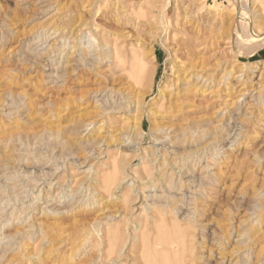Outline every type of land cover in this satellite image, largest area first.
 I'll use <instances>...</instances> for the list:
<instances>
[{
    "label": "rangeland",
    "instance_id": "1",
    "mask_svg": "<svg viewBox=\"0 0 264 264\" xmlns=\"http://www.w3.org/2000/svg\"><path fill=\"white\" fill-rule=\"evenodd\" d=\"M263 35L264 0H0V264H264Z\"/></svg>",
    "mask_w": 264,
    "mask_h": 264
},
{
    "label": "bare ground",
    "instance_id": "2",
    "mask_svg": "<svg viewBox=\"0 0 264 264\" xmlns=\"http://www.w3.org/2000/svg\"><path fill=\"white\" fill-rule=\"evenodd\" d=\"M244 4V3H243ZM242 4V5H243ZM241 5V6H242ZM244 6V5H243ZM243 8L241 7L240 8V10H238V17L237 18H240L241 20L240 21H242V24L244 23V27H247V26H252V24H251V22H250V20L247 18L248 16H246L245 15V13L243 12V10H242ZM244 10H246V9H244ZM247 12V11H246ZM247 14V13H246ZM238 22H239V20H237ZM240 23V22H239ZM241 25V24H240ZM242 27V26H241ZM242 29V28H241ZM245 29V28H244ZM248 29V28H247ZM247 29H245L243 32H245ZM54 30L56 31L57 30V28H54ZM239 32V31H238ZM242 32V33H243ZM250 32H251V29H250ZM47 33V32H46ZM85 33H87V32H85ZM89 33V32H88ZM240 33H241V31H240ZM48 34V33H47ZM90 34V33H89ZM245 34V33H244ZM246 34H248L249 35V32L247 31L246 32ZM84 35V34H83ZM240 35V34H239ZM248 35H247V37H248ZM253 34L251 33L250 34V37L252 36ZM119 36V35H118ZM241 36V35H240ZM264 36V35H263ZM82 37V36H81ZM107 37V36H106ZM120 37V36H119ZM253 37V36H252ZM261 37V36H260ZM84 38V37H83ZM256 38V37H255ZM255 38H253V39H255ZM107 39V38H106ZM244 40H246L245 39V37L243 38ZM250 39V38H249ZM252 39V38H251ZM250 39V40H251ZM109 40V39H108ZM260 40V39H259ZM263 39H261V41H262ZM111 41H112V37H111ZM110 40H109V42H111ZM247 41V40H246ZM249 41V40H248ZM247 41V42H248ZM251 41H253V40H251ZM68 42V41H67ZM102 42V45L104 46V42L103 41H101ZM106 42V41H105ZM257 42H258V40H257ZM256 43V42H255ZM254 43V44H255ZM99 44V43H98ZM110 44H113L112 42L110 43ZM109 44V45H110ZM245 44V43H244ZM101 45V44H100ZM246 45V44H245ZM263 45V44H262ZM99 46V45H98ZM252 46H253V44H252ZM255 46H256V44H255ZM110 47V46H109ZM108 47V48H109ZM113 49H110V51L111 50H113L114 52L113 53H110V52H107V58L108 59H112L113 61H115V59H116V63H117V67L119 68V70L122 72V73H132V74H134V75H136V77L138 78V77H140L141 75L143 76V75H145V74H147L146 72H147V63L145 62V60H144V58L142 59V57L139 59V61H138V63H136V64H134V63H131V62H129V55H128V52L127 53H124V52H122V50L119 48V44H114L113 46ZM246 48H247V46H246ZM64 49V48H63ZM100 49V51H98L99 52V55H98V58L99 59H102V56H105L104 54H105V52H106V50H105V52H104V49H103V47L101 46V48H99ZM71 50V49H70ZM131 50V49H130ZM65 51V50H64ZM124 51V50H123ZM133 51V53H134V57H133V59L135 60H137L138 59V57L140 56V54L136 51V50H132ZM71 52V51H70ZM68 53H69V51H68ZM72 53V52H71ZM132 53V54H133ZM70 54V53H69ZM105 56V57H106ZM129 56V57H128ZM104 60H106V58L104 59ZM111 60V61H112ZM112 61V62H113ZM133 61V60H132ZM111 63V62H110ZM111 66V65H110ZM109 72V71H108ZM185 72V71H184ZM120 76H123V75H121V74H119ZM109 76V75H108ZM205 75H200L199 73L198 74H194L193 75V80L195 81V79H199V78H201V80H202V78L204 77ZM209 76V75H208ZM208 76L206 77V80L208 81L210 78H208ZM116 77V76H115ZM118 77V76H117ZM191 77L192 76H185L184 78H183V80L185 81V83H183L184 85H187V83H188V85H187V87H189V82H190V80L189 79H191ZM111 78V77H110ZM113 78H114V76H113ZM113 78H112V80H113ZM121 78V79H120ZM115 79H117V78H115ZM124 80V77L122 78V77H118V80ZM139 79V78H138ZM119 80V81H120ZM187 80H189V82H186ZM117 81V80H116ZM178 81H179V78H176L175 80H174V85L176 86L177 85V83H178ZM193 81V82H194ZM205 81V80H204ZM115 82V81H114ZM182 85V84H181ZM194 85V84H193ZM186 86L184 87V88H187ZM182 88H183V86H182ZM188 89V88H187ZM189 89H191V88H189ZM182 90H186V89H181L180 88V91L179 92H181ZM179 92H177V94L179 93ZM184 93V92H183ZM187 93V92H186ZM176 94V95H177ZM188 94V93H187ZM261 94V93H260ZM176 97V96H175ZM177 97H179V96H177ZM176 97V98H177ZM183 97V96H182ZM185 97V96H184ZM186 97H188V96H186ZM174 98V97H173ZM182 99H184V98H182ZM169 100V99H168ZM174 101H175V99H174ZM181 101V100H180ZM183 101H186V100H183ZM183 101H181V102H183ZM167 102V101H166ZM169 102V101H168ZM179 103L180 104V102H178V99H177V101H175V105H177L178 107L180 106L179 104H177V103ZM187 103V102H186ZM168 104V103H167ZM184 104V103H183ZM169 105V104H168ZM168 107V106H167ZM172 109V108H171ZM176 109V108H175ZM178 109V108H177ZM176 109V110H177ZM180 109V108H179ZM168 111H169V108L167 109ZM168 111H166V113L168 112ZM173 111V110H172ZM179 111H181V110H179ZM175 113V112H174ZM179 113V112H178ZM165 114V113H164ZM168 114H171V113H169L168 112ZM166 115V114H165ZM176 116H177V113L175 114ZM175 116V117H176ZM171 118V120H172V117H170ZM174 118V117H173ZM95 121V120H94ZM170 121V120H169ZM173 122V121H172ZM172 122H170L171 124H172ZM90 123L91 124H93V121H90ZM103 123V122H102ZM175 123V122H174ZM171 126H173V125H171ZM171 126H169V127H171ZM175 126V125H174ZM176 126H177V124H176ZM179 127L180 126H178V129L177 130H179ZM175 128V127H174ZM170 129V128H169ZM181 129H182V127H181ZM178 132V131H177ZM180 134V133H179ZM156 139V138H155ZM155 141V140H154ZM158 141V140H157ZM155 143V142H154ZM166 151V150H165ZM159 152V151H158ZM161 152V151H160ZM164 152V151H163ZM163 154V153H162ZM161 157H163L162 155H161ZM156 160V159H155ZM163 163H164V160H163ZM163 163H160V164H163ZM169 163H171V162H169ZM175 169H176V167H175ZM174 171V170H173ZM114 178V177H113ZM161 180V179H160ZM121 181V180H120ZM157 181V180H156ZM162 181H164V180H162ZM114 182V181H113ZM112 182V183H113ZM116 182V181H115ZM118 182V181H117ZM120 183V182H119ZM165 183V182H164ZM117 184V183H116ZM107 185V184H106ZM112 185V184H111ZM117 185H120V184H117ZM156 185V183L154 184V182H153V186L152 187H157V186H155ZM158 185V184H157ZM163 185V184H162ZM165 185V184H164ZM115 186V185H114ZM113 186V187H114ZM155 188H153L154 190H156ZM110 189H112V187L110 188ZM110 189H108V190H110ZM158 189H159V187H158ZM162 189V188H161ZM166 189V188H165ZM164 189V190H165ZM163 190V189H162ZM111 191V190H110ZM114 191V190H113ZM160 191V190H159ZM154 194V196H157L156 195V193L157 192H153ZM157 194H159V193H157ZM160 195V194H159ZM111 196V195H110ZM154 198V197H153ZM148 206V205H147ZM156 211H158V210H156ZM256 221H257V219H256ZM258 222V221H257ZM56 223V222H55ZM59 223V222H58ZM54 224V223H53ZM49 226V225H48ZM47 228V227H46ZM55 228H57V227H55ZM54 228V229H55ZM145 230V229H144ZM57 231V230H56ZM108 233V232H107ZM183 234V233H182ZM58 235V234H57ZM69 235V234H68ZM180 235V234H179ZM61 236V235H60ZM67 236V235H66ZM73 236V235H72ZM171 236V235H170ZM68 237V236H67ZM66 237V238H67ZM167 238H169L168 237V234H167V236H166ZM174 237V236H173ZM183 237V236H182ZM76 238H78V237H76ZM80 238V237H79ZM166 238V239H167ZM71 239V241L73 240L72 239V237L70 238ZM107 239H109V238H107ZM176 239V238H175ZM183 239V238H182ZM62 240H64V239H62ZM161 240V239H160ZM164 240V239H163ZM162 240V241H163ZM171 240V239H170ZM173 240V239H172ZM181 240V239H180ZM1 241V240H0ZM65 241H67V239L65 240ZM165 241V240H164ZM168 241H169V239H168ZM167 241V243H168V245H169V247H170V250L172 251V246H171V244H173V243H171V242H168ZM68 242H70V241H68ZM82 242V241H81ZM173 242V241H172ZM180 242V241H179ZM71 243V242H70ZM75 243V242H74ZM74 243H71V247L72 246H74L75 244ZM85 243V242H84ZM117 243V242H116ZM162 243V242H161ZM166 243V242H165ZM164 243V244H165ZM166 243V244H167ZM73 244V245H72ZM81 245V243L79 242L78 243V245ZM83 244V243H82ZM165 244V245H166ZM180 244V243H179ZM184 244V243H183ZM79 245V246H80ZM178 245V244H177ZM75 246H77V245H75ZM78 246V247H79ZM115 246V245H114ZM151 246V245H150ZM144 247V246H143ZM154 247V246H153ZM176 247V250H177V246H175ZM66 248V247H65ZM76 248V247H75ZM174 248V247H173ZM77 249V248H76ZM191 249V248H190ZM74 250V249H73ZM144 250H145V248H144ZM149 250H151V249H149ZM167 251H170V250H168V249H166ZM174 250V249H173ZM187 250V249H186ZM67 252H68V250H66ZM159 251V250H158ZM166 251V252H167ZM70 252V251H69ZM68 252V253H69ZM181 252V251H180ZM184 252V251H183ZM189 252V251H188ZM68 253H66V254H68ZM71 253V252H70ZM164 253H165V250H164ZM163 253V254H164ZM72 254V253H71ZM73 255V254H72ZM173 256V255H172ZM67 257H70V256H67ZM150 257H152V256H150ZM161 257H163V256H161ZM165 257V256H164ZM179 257V256H178ZM184 257H185V255H184ZM64 258V257H63ZM72 258V257H71ZM149 258V257H148ZM173 258H175V257H173ZM172 258V259H173ZM68 259V258H67ZM163 259L164 258H162V263L161 264H178V263H174L173 261H171L170 259H167V258H165V260L163 261ZM70 260V259H69ZM146 260V259H145ZM183 260V259H182ZM60 261V260H59ZM63 261V260H62ZM68 261V260H67ZM72 261H73V259H72ZM174 261H177V260H174ZM66 262V261H65ZM70 262V261H69ZM155 262V261H154ZM180 262V261H179ZM127 263V262H126ZM144 264H153V260H147V261H145V263ZM182 264V263H181ZM187 264V263H186Z\"/></svg>",
    "mask_w": 264,
    "mask_h": 264
}]
</instances>
